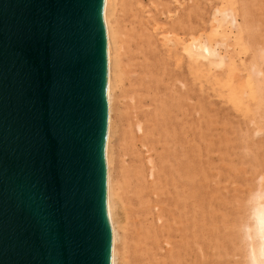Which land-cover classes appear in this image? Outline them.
Wrapping results in <instances>:
<instances>
[{
  "label": "bare ground",
  "instance_id": "obj_1",
  "mask_svg": "<svg viewBox=\"0 0 264 264\" xmlns=\"http://www.w3.org/2000/svg\"><path fill=\"white\" fill-rule=\"evenodd\" d=\"M186 1L105 0L104 3L108 45V133L105 155L107 209L112 232L111 264L207 263V252L210 250L206 235L207 216L211 213L206 209L205 184L209 178H206L205 167L210 163L205 165L208 158H204L203 120L199 115L197 127L195 123L194 128L192 125L189 127V119L192 118L189 112L191 102L188 103L192 85L190 76L193 74V80L202 86L206 80L212 88L217 87L221 97L223 84L224 88L228 84L231 98L242 104V101H249V97L258 95L261 98L264 88L263 80L259 79L264 76L255 67L264 56L261 52L260 57V50L256 51V48L253 57L259 60L256 65L254 62L246 80L238 73L241 68L238 69L236 51L230 53L223 68L225 72H221H227L228 78H224L226 82L213 73L217 70H213V63L221 56L218 43L214 41L220 35L226 38V33L232 30V24H236L237 19L232 16L228 21V9L219 8L216 14L221 19L216 17L217 23L213 19L216 24L211 23V31L207 32L205 24L206 28H201V24H198L199 27L192 25ZM259 24L257 22L253 28L247 27L254 43L264 35ZM237 27L240 32L241 25ZM220 59L216 62L220 63L223 60ZM259 97L257 105L260 103L263 106L264 100L262 104ZM247 109H250L249 106ZM248 151L243 152L249 154ZM260 151H264L263 148ZM253 152L250 154L253 155ZM253 156V159L256 157L255 162L256 159L259 161L257 156ZM261 181L260 189L252 192L249 202L246 201L252 206V225L242 229V233L239 223L236 228V224L226 229L223 226L226 233H222L224 237L227 234L228 238L243 237L241 239L248 244L244 243V246L248 247L250 264H264V182ZM212 195L215 198V194ZM213 205L209 207V212H213L211 216L215 213ZM209 224L214 232L213 238H209L210 241L213 239L210 247L220 249L223 237L219 226L214 221ZM240 248L237 251H242ZM221 250L225 251L223 248Z\"/></svg>",
  "mask_w": 264,
  "mask_h": 264
},
{
  "label": "water",
  "instance_id": "obj_2",
  "mask_svg": "<svg viewBox=\"0 0 264 264\" xmlns=\"http://www.w3.org/2000/svg\"><path fill=\"white\" fill-rule=\"evenodd\" d=\"M105 0H0V264H111Z\"/></svg>",
  "mask_w": 264,
  "mask_h": 264
},
{
  "label": "rangeland",
  "instance_id": "obj_3",
  "mask_svg": "<svg viewBox=\"0 0 264 264\" xmlns=\"http://www.w3.org/2000/svg\"><path fill=\"white\" fill-rule=\"evenodd\" d=\"M186 2H187V6H189V9H190L189 12L191 14L189 13V16L191 15L190 19L192 20V25L194 27L196 26L199 27L198 24H201L202 25L201 28H204L205 27L204 24H205L207 25L206 26L207 32L211 31V27L215 22L217 23L216 17L221 19L220 15L218 13L216 14L217 9L219 8L228 9L230 13V15H228L229 17L228 21L232 18V16L236 17L237 23L232 24V27H231L232 30L229 33H226L227 35L226 38L220 35L216 37L215 41L213 39L214 43L215 42L218 43L217 45L219 47L218 49L221 51V56L223 55V58H221V56L220 58L223 60L221 61L220 58H217V59H220L221 61L220 63H217L216 62L217 59L215 58L216 59L215 62L217 64L215 62L213 63L214 65V67L212 66L213 70L214 69H217V70L222 69V70L219 72L217 70H214V71L212 70V71L213 73L217 74L219 78L220 77L223 78L221 81H225L224 78L225 79L228 78L227 76L228 74L227 72L225 73L226 75L222 74L225 72L223 68L225 69V66L229 60L230 53L233 51H236L238 69L239 67L241 68L239 69L240 72L238 73L239 74L241 73L240 75L243 78V80H246L248 73L251 72L250 70L252 69L254 62L256 65V62L259 60L258 58L256 61L253 57L254 49L256 48L255 49L256 51L260 50L259 52L260 57H261V52H262V55L264 56V35L263 36L261 35L260 37L261 39L255 40L256 43H254V41L250 38V35H249L250 31L247 28L248 26L251 28H253L254 26H257V22H258L260 23L259 27L260 26L262 27V28L260 27L262 32L264 31V28H263L264 27V0H187ZM200 18L202 20H199ZM213 19H215L214 20L215 22L212 21ZM203 20L205 21V23L203 22ZM237 25H241L242 27L240 32L238 31ZM259 61L255 67H257L256 69H260L262 75L264 76V59L260 58ZM222 63L224 64V66ZM218 73H221V74H218ZM191 76H190V84L192 85L189 84L190 85V93H189L190 99L188 100V103L189 102L192 103V104L189 103V112L191 113L190 115L192 116V118L189 117L190 118L189 127L191 125L193 128L194 126L197 127V125L199 124V121L203 120V122L201 121L202 122L201 129H202V132L204 131L203 132V141L205 143L203 144L205 145L204 146V155H205L204 158L205 159L208 158L205 161V165H207L208 163L211 164V165L208 164L205 167L206 174H207L206 178L207 179L209 178L210 180V181L207 180L208 182L206 181L207 184H205V193L207 197V208L206 209L208 213L213 214V212H209L210 204L212 205L214 204L213 206L215 208L214 215L211 216V214H208L207 216L208 226L206 230V235H207V241L209 243L208 249L210 250H208L207 252V256L209 257L207 258L206 264H250L248 247L246 248L244 246V243L247 246L248 244L246 241L244 242V239H241L243 237L241 236L240 238L239 237L228 238L226 237L227 236L226 234L225 235L226 238H225L224 234L222 233L228 226L231 228V227H234V225L236 224L234 227L236 228L237 223H239L240 226L242 227L241 233H242V229L245 230L246 226L252 225V217H251L252 206L248 202L251 198V195H253V193H255L258 188L260 189L259 185H260L261 180L259 179L260 178L262 179V177L264 176V159H263L264 151H260L262 150V148L264 150V123H262L264 122L263 120L264 119V107H263L264 106L263 104L264 103L263 101L264 100V97H263L264 88L262 87L263 91H261L262 92L261 94L263 96L260 95L261 98L258 95L249 97L248 98L249 101H246V100L242 101L244 103L242 104L241 101H237L236 99H233V97L231 98L230 96L231 92H229L230 90H228L229 86L227 87L228 84L225 86V88L223 84L222 88H223L224 95L222 94V97H221L220 94L218 95L219 89L217 87L212 88L210 84L206 82V80L203 83L204 86H202L200 85L201 84L200 82L197 83V80L195 79L193 80L194 76L192 77ZM259 77L261 76L259 75ZM259 79L260 81L263 80L264 82V77H261ZM207 84H208V87H207ZM263 85L264 84H262V86ZM216 93L217 95H215ZM223 97H226V98H223ZM258 97L261 99L259 100L260 102L263 101V103L261 102L263 106H261V104L259 103L260 105L259 104L258 105L260 107H257ZM197 98L198 100H200L199 103L197 101ZM232 100H235V102L234 101L232 102ZM202 102L204 104H202ZM195 103L200 104L202 108L198 104L195 106L194 105ZM234 103L235 104L237 103V105H235ZM190 104H191V107H190ZM245 104L246 105L248 104L250 109H247L248 106H246ZM199 107L201 108V110H203L202 112L200 111ZM242 107L244 108V110ZM245 108L249 111H247ZM239 109L242 110L241 112L244 111L243 112L244 115L243 113L240 112ZM251 109H252V112L250 111ZM256 109H257V112H256ZM258 109L260 110V112H258ZM191 110L193 113L191 112ZM254 111L256 112L255 115L257 116L254 115L255 113ZM245 112L248 113V115ZM198 115H199L200 120L198 118ZM209 117H211V119ZM204 120L206 121L204 122ZM210 120H212L211 123H210ZM193 123H195L194 126H193ZM248 149L250 151H248L249 154L245 153L247 155L246 156L244 152L245 150H248ZM226 151H227V154L225 156L224 153ZM253 151H258V153L253 152ZM250 152H253V155L257 156L259 161H257L256 159V162H255L256 157L253 159L254 156L251 155ZM221 155L222 156L224 155V156L221 157ZM248 155L251 158H247L249 157ZM242 162H243V165L241 164ZM249 162L253 167L249 164ZM232 165H235L236 170L234 169V166L232 167ZM211 166L213 167L209 168ZM255 167H257L258 169L256 170ZM252 168H254V170ZM256 181L259 183H256ZM261 182L263 183L264 180H262ZM208 184H209V187H208ZM207 187L209 188L208 190H207ZM263 187H264V183H263ZM207 191H209V193ZM212 194H215L214 195L215 198H213ZM210 198L213 199V202ZM240 200L243 202L244 206L242 202L240 203ZM209 216L212 217L213 220L210 219ZM211 220L214 221V223H216L217 226H219L218 230L221 233V238L223 237L221 239L222 247H220V249L219 248L215 249L213 246L210 247V243L213 242V239H211L210 241L209 238L210 237L213 238L212 233H214L212 232V229L209 227L210 225L209 223L212 222ZM223 226H225V229ZM229 232L231 233V231ZM222 248L225 251L221 250ZM239 248L242 251H237ZM218 249L220 251L219 254H218L219 251L217 252ZM226 251H228L227 255L225 254Z\"/></svg>",
  "mask_w": 264,
  "mask_h": 264
}]
</instances>
